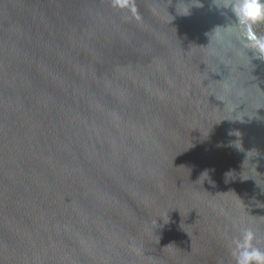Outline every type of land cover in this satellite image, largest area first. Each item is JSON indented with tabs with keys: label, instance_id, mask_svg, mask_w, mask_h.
Here are the masks:
<instances>
[{
	"label": "water",
	"instance_id": "obj_1",
	"mask_svg": "<svg viewBox=\"0 0 264 264\" xmlns=\"http://www.w3.org/2000/svg\"><path fill=\"white\" fill-rule=\"evenodd\" d=\"M234 19L0 0V264H235L246 229L264 250V60L217 37Z\"/></svg>",
	"mask_w": 264,
	"mask_h": 264
},
{
	"label": "clouds",
	"instance_id": "obj_2",
	"mask_svg": "<svg viewBox=\"0 0 264 264\" xmlns=\"http://www.w3.org/2000/svg\"><path fill=\"white\" fill-rule=\"evenodd\" d=\"M218 9L229 10L234 21L224 27L223 32H216L218 38L227 35L235 39L247 52L264 60V36L257 34V27L264 24V0H214ZM202 176L208 178L205 172ZM204 179V180H205ZM255 233L244 230L233 240L232 255L235 264H264V250L257 246Z\"/></svg>",
	"mask_w": 264,
	"mask_h": 264
},
{
	"label": "trees",
	"instance_id": "obj_3",
	"mask_svg": "<svg viewBox=\"0 0 264 264\" xmlns=\"http://www.w3.org/2000/svg\"><path fill=\"white\" fill-rule=\"evenodd\" d=\"M262 27V30H263V34H264V24L260 25Z\"/></svg>",
	"mask_w": 264,
	"mask_h": 264
}]
</instances>
